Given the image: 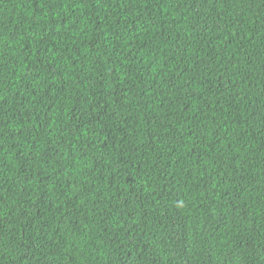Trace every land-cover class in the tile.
Segmentation results:
<instances>
[{"label":"trees","instance_id":"obj_1","mask_svg":"<svg viewBox=\"0 0 264 264\" xmlns=\"http://www.w3.org/2000/svg\"><path fill=\"white\" fill-rule=\"evenodd\" d=\"M0 264H264V0H0Z\"/></svg>","mask_w":264,"mask_h":264}]
</instances>
